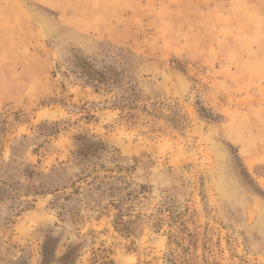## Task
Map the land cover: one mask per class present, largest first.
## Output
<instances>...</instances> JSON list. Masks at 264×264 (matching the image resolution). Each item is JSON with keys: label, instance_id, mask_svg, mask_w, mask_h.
Masks as SVG:
<instances>
[{"label": "rangeland", "instance_id": "1", "mask_svg": "<svg viewBox=\"0 0 264 264\" xmlns=\"http://www.w3.org/2000/svg\"><path fill=\"white\" fill-rule=\"evenodd\" d=\"M0 264H264V0H0Z\"/></svg>", "mask_w": 264, "mask_h": 264}]
</instances>
